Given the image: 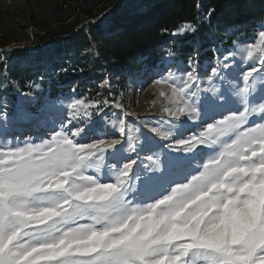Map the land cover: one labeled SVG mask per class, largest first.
Wrapping results in <instances>:
<instances>
[{
	"label": "rangeland",
	"instance_id": "obj_1",
	"mask_svg": "<svg viewBox=\"0 0 264 264\" xmlns=\"http://www.w3.org/2000/svg\"><path fill=\"white\" fill-rule=\"evenodd\" d=\"M111 8L90 21L102 23ZM260 21L248 29L230 27L217 33L214 28L216 36L207 38L208 43L195 39L185 58L182 46L188 45L191 30L196 27L181 25L169 34L161 62L150 69L142 64L129 72L101 69L97 45L91 41L78 57L86 61V72L73 70L70 68L73 66L62 68L73 72L76 77L59 85L61 90L56 93L51 92L49 84L55 73L52 62L70 65V60L64 56L59 59L47 56L37 58L33 53L38 49L29 42L11 41L0 48V151H7L9 145L17 143L20 147L30 146L31 152L27 156L38 163L56 142L70 145L73 150L80 149L81 145H92L90 153L87 150L78 153L83 157V176L112 182L114 175L119 173L129 189L126 199L134 203L150 202L153 195L183 183L198 172L219 149L220 141L230 143L237 135L250 137V130L244 127L247 123L244 117L259 120L264 108V93L260 91L264 86V72L260 71L264 64V54L261 53L264 49V42L261 41L264 24ZM200 44L205 45L202 50ZM252 45L258 46L253 49ZM15 48L27 50L25 59H9L3 54ZM206 51L212 52L211 57ZM12 63L21 66L39 63L30 64L40 65L33 70L41 71L40 82L31 92H19L16 82L9 78L5 66ZM253 64L257 71L248 94L251 101L249 111L245 108L239 115L235 111L224 115L226 109L243 104L235 96L234 89L238 78L240 87H243L240 70L250 72ZM213 67L219 75L212 72ZM189 71L195 73V87H192L193 81H188V87L182 88L187 93L186 97L177 100L173 90L184 87ZM156 80H161V83L156 84ZM8 86L12 92H7ZM222 90L231 100L221 102L224 100ZM161 91H166L168 95L163 108V98L159 96ZM33 93L41 94L42 98ZM77 99L82 103L72 107ZM104 101L108 103L105 105ZM61 119L63 124L59 122ZM209 125L213 128L206 133ZM252 126L255 127V124ZM52 127H55L56 133L50 131ZM218 130H223V135H219ZM202 133L205 136H201ZM54 134L57 135L56 141L52 140ZM214 139L217 140L215 144L212 143ZM244 151L247 160L255 163H242L244 170L233 173L238 177L234 188L225 186L221 189L226 190L231 203L225 205L226 218L221 219L213 229L216 242L230 251L240 243L242 229L252 231L260 226L261 208L264 207V139H252L250 148L246 147ZM132 161L133 168L128 172V164ZM13 162V158H0V173L5 170V165ZM69 173L71 175L72 170ZM33 187L35 190L30 198L23 201L24 206L33 210L51 209L47 208L46 202L52 190L49 180L36 179ZM233 191H236L234 199L231 195ZM66 230L67 227L46 235L48 239H55L56 235ZM180 239L190 240V237L184 235ZM202 259L197 255L193 264H199Z\"/></svg>",
	"mask_w": 264,
	"mask_h": 264
},
{
	"label": "clouds",
	"instance_id": "obj_2",
	"mask_svg": "<svg viewBox=\"0 0 264 264\" xmlns=\"http://www.w3.org/2000/svg\"><path fill=\"white\" fill-rule=\"evenodd\" d=\"M159 96L163 98V108L164 101L168 100L167 92L161 91ZM212 128L213 125H209L205 132ZM218 131L223 135V130ZM251 140L237 135L230 143L220 141L219 149L198 172L144 203L126 199L129 189L119 173L112 182L83 176V157L78 153L84 150L90 153L92 145H81L80 149L73 150L70 145L56 142L40 162H34L37 166L35 180L47 178L52 189L46 202L47 208L55 210L51 214L55 219L47 231L67 227L63 234L72 238L88 240L92 237L91 242L96 244L118 239L128 249L149 248L153 251L151 264H181L189 247L194 249L190 264L197 255L204 258L199 264H264V207L260 226L252 231L241 230V241L231 249L230 257L223 255L228 248L216 242L213 231L214 226L226 218L225 205L231 203L226 190L221 189L234 188L238 177L233 173L244 170L242 163H255L247 160L244 151L250 148ZM69 170H72L71 175ZM231 195L234 199L236 191ZM184 235L190 240L180 239ZM162 250H167L166 256L161 255Z\"/></svg>",
	"mask_w": 264,
	"mask_h": 264
},
{
	"label": "trees",
	"instance_id": "obj_3",
	"mask_svg": "<svg viewBox=\"0 0 264 264\" xmlns=\"http://www.w3.org/2000/svg\"><path fill=\"white\" fill-rule=\"evenodd\" d=\"M117 1L0 0V48L11 41H26L38 49L33 53L37 58L47 56L59 59L64 56L69 59L70 65L52 62L55 73L49 84L51 92L56 93L61 90L59 85L76 77L73 72L62 68L73 66L70 67L73 70L86 72V61L78 57L91 41L97 45L101 69L129 72L142 64L150 69L161 62L169 34L181 25L188 24L199 29L197 35H190L188 45L182 46L185 58L195 39L208 43L207 38L215 37L226 28L248 29L264 18V0ZM110 7L109 15L102 23L90 21L104 15ZM80 23L83 24L79 27ZM214 28L217 33H214ZM204 46L200 44V49ZM206 52L211 57L212 52ZM3 54L9 59H25L28 52L15 48ZM30 64L39 63L5 66L9 78L16 82L21 93L31 92L40 82L41 71L33 70L40 65ZM6 88L7 92H12L10 86ZM33 95L42 98L41 94Z\"/></svg>",
	"mask_w": 264,
	"mask_h": 264
},
{
	"label": "snow or ice",
	"instance_id": "obj_4",
	"mask_svg": "<svg viewBox=\"0 0 264 264\" xmlns=\"http://www.w3.org/2000/svg\"><path fill=\"white\" fill-rule=\"evenodd\" d=\"M260 22L264 24V18H261ZM198 32L197 28L191 30L193 36ZM261 41L264 42V32H261ZM257 46L252 45V48ZM261 53L264 54V49H261ZM251 67L250 72L240 70L243 87H240L241 81L238 78L234 89L235 96L242 100L243 104L226 109L224 115L229 111H235L239 115L245 108L248 109V104L251 102L248 94L251 92L252 80L257 71L254 64ZM211 70L215 75H219L215 67ZM228 71L230 72L231 69ZM260 71L264 72V64L261 65ZM195 80V73L189 71L184 87L173 90L174 97L177 100L186 97L187 93L182 88L188 87V81H193L192 87H195ZM160 83L161 80H156V84ZM260 91L264 93V86H261ZM221 94L224 96L221 102L231 100V97L223 90ZM206 97L207 95L204 96ZM81 103L82 101L77 99L72 107ZM107 103L104 101L105 105ZM244 119L247 120L244 127L251 132L250 138L264 139V123L259 122L264 121V108L261 109L259 120H249L248 116ZM59 122L63 124L62 119ZM253 124L255 127L252 126ZM50 131L56 133L55 127H52ZM52 140L56 141L57 135L54 134ZM29 152H31L30 146L20 147L19 143L9 145L7 151H0V158H13L14 161L11 165H5V170L0 173V264H151L153 259L151 249L144 247L128 249L123 247L122 241L118 239L107 244H96L91 242L92 237L82 240L63 233L56 235L55 239H48L46 233L52 222L51 214L55 210H33L26 208L23 204V201L30 198L35 190L33 183L37 174V166L27 156ZM193 250L190 247L185 250L181 258L182 264H190L189 258ZM161 255L166 256L167 250H162ZM223 255L230 257L231 251L227 250ZM156 258L158 259L159 256Z\"/></svg>",
	"mask_w": 264,
	"mask_h": 264
},
{
	"label": "bare ground",
	"instance_id": "obj_5",
	"mask_svg": "<svg viewBox=\"0 0 264 264\" xmlns=\"http://www.w3.org/2000/svg\"><path fill=\"white\" fill-rule=\"evenodd\" d=\"M52 119H53V118H52ZM133 163H134V162L132 161L131 163L128 164V169H127L128 172H130V170L133 168V167H132V166H133Z\"/></svg>",
	"mask_w": 264,
	"mask_h": 264
}]
</instances>
